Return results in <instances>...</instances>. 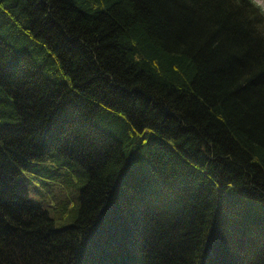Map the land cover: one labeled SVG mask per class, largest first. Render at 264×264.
<instances>
[{"label": "trees", "instance_id": "16d2710c", "mask_svg": "<svg viewBox=\"0 0 264 264\" xmlns=\"http://www.w3.org/2000/svg\"><path fill=\"white\" fill-rule=\"evenodd\" d=\"M82 181L56 225L18 177ZM0 264H264L255 0H0Z\"/></svg>", "mask_w": 264, "mask_h": 264}, {"label": "rangeland", "instance_id": "374dc122", "mask_svg": "<svg viewBox=\"0 0 264 264\" xmlns=\"http://www.w3.org/2000/svg\"><path fill=\"white\" fill-rule=\"evenodd\" d=\"M264 9V0H255ZM75 165L66 163L57 168L56 160L32 163L18 177L29 189L31 198L47 208L58 227L71 223L79 199L76 192L82 183Z\"/></svg>", "mask_w": 264, "mask_h": 264}]
</instances>
